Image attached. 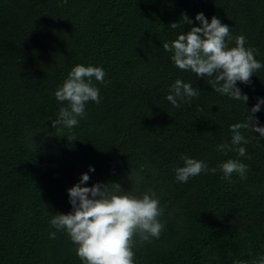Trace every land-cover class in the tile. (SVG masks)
I'll return each mask as SVG.
<instances>
[{"label":"trees","instance_id":"trees-1","mask_svg":"<svg viewBox=\"0 0 264 264\" xmlns=\"http://www.w3.org/2000/svg\"><path fill=\"white\" fill-rule=\"evenodd\" d=\"M198 13L230 27L229 47L244 35L264 65V0H0V264H83L50 221L72 211L67 190L84 173L90 179L82 186L104 183L115 192L119 184L138 197L148 189L160 197L165 227L151 243L136 238L134 264L264 257V137L245 129L248 143L236 146L245 156L217 151L231 142L230 125L248 121L264 98V66L250 85L237 82L246 104L214 91V77L176 67L163 44L199 27ZM176 22L181 27L172 29ZM77 64L105 71L106 86L92 80L101 102L86 103L78 126L54 128L68 106L55 91ZM177 79L199 90L180 108L166 99ZM254 115L264 126V105ZM182 156L209 168L235 159L250 170L231 183L219 170L180 183Z\"/></svg>","mask_w":264,"mask_h":264},{"label":"clouds","instance_id":"clouds-1","mask_svg":"<svg viewBox=\"0 0 264 264\" xmlns=\"http://www.w3.org/2000/svg\"><path fill=\"white\" fill-rule=\"evenodd\" d=\"M182 18L185 24L192 25L187 15H182ZM195 20L200 22L199 27L192 26L171 43H164V50L173 53L171 59L179 69L190 70L202 78L214 77L209 81L214 91L246 104L249 97L242 93L237 82L250 85L254 73L264 66L255 58L258 49L246 47L244 35L235 37V46L229 47L232 41L230 27L216 16L209 23L203 13H198ZM170 26L177 29L181 24L176 22ZM105 76L102 67L83 64L74 66L55 91L57 101L67 102L68 106L59 109L58 118L52 121V126L68 129L78 126L79 119L86 116V103L101 102L99 89L92 82L93 77L106 86ZM198 95L199 90L193 88L191 83L177 79L171 85L166 99L173 107L180 108V102H190ZM262 105L264 98H257L251 112H247L248 121L230 125L231 142L217 145V151L225 154L236 151L240 156H245L247 149L236 147L248 143L242 133L245 129L264 137V126H259L254 115L261 110ZM181 159L184 166L175 169L176 181L180 183H187L190 178L202 172L215 174L218 170L223 173L222 179L231 183L233 174L246 180L250 170L248 165L235 159H228L214 168L188 156H182ZM89 171H94V168L90 166ZM89 179V175L84 173L79 183L67 190L72 211L53 215L51 225L68 234L77 246L76 253L83 264H134L136 238L140 244L151 243L153 238H159L165 227L160 220L164 212L160 197L152 189L138 197L123 191L119 184H112L115 192L109 191V184L104 183L82 186ZM49 238L55 239L56 233H50ZM253 264H264V257Z\"/></svg>","mask_w":264,"mask_h":264}]
</instances>
